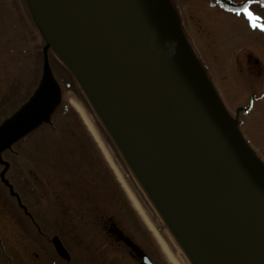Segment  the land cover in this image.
I'll return each instance as SVG.
<instances>
[{
	"label": "rangeland",
	"instance_id": "374dc122",
	"mask_svg": "<svg viewBox=\"0 0 264 264\" xmlns=\"http://www.w3.org/2000/svg\"><path fill=\"white\" fill-rule=\"evenodd\" d=\"M159 4L169 33L191 54L264 182V30L228 11L249 4L264 24V0H159ZM32 42L9 0H0L4 248L26 255L29 264H53L48 240L55 236L78 264H106L105 257L96 254V246L102 244L96 228L110 217L155 264H193L186 250L210 264L155 202L127 141L122 142L93 111L53 47L45 42L41 56ZM72 103L82 108L86 121ZM109 259L110 264H126L121 257Z\"/></svg>",
	"mask_w": 264,
	"mask_h": 264
},
{
	"label": "water",
	"instance_id": "95a60500",
	"mask_svg": "<svg viewBox=\"0 0 264 264\" xmlns=\"http://www.w3.org/2000/svg\"><path fill=\"white\" fill-rule=\"evenodd\" d=\"M24 3L44 41L65 63L105 78L245 262L264 264V182L192 56L200 83L183 56L185 48L171 39L151 1L91 0L99 34L94 54L62 33L50 0ZM91 89L89 95L99 98ZM52 245L60 257H67L58 238ZM142 263L152 264L147 257Z\"/></svg>",
	"mask_w": 264,
	"mask_h": 264
},
{
	"label": "bare ground",
	"instance_id": "6f19581e",
	"mask_svg": "<svg viewBox=\"0 0 264 264\" xmlns=\"http://www.w3.org/2000/svg\"><path fill=\"white\" fill-rule=\"evenodd\" d=\"M50 1L58 17L62 33L79 48L94 54V44L98 45L99 34L94 24L95 18L89 0ZM150 1L160 23L169 32L170 26L167 17L162 14L159 0ZM170 37L172 39L171 33ZM184 50L186 53H183V56L200 83V74L193 62L191 63V55L186 49ZM60 60L77 79L93 111L103 118L112 132H116L122 137V142L123 140L127 141V144L129 142L127 148L133 152L135 164L143 178L154 191L160 194L169 215L176 221L186 238L198 246L208 263L247 264L237 249L229 242L227 235L223 234L221 226L211 212L140 127L129 120L131 115L105 78L92 74L93 70L81 72V70L65 63L61 58ZM91 88L99 93V98L89 95L92 91ZM72 106L86 121L82 108L77 103H72ZM158 243L162 244V242ZM164 249L167 252V249ZM167 253L173 262L170 253Z\"/></svg>",
	"mask_w": 264,
	"mask_h": 264
},
{
	"label": "flooded vegetation",
	"instance_id": "af4514ba",
	"mask_svg": "<svg viewBox=\"0 0 264 264\" xmlns=\"http://www.w3.org/2000/svg\"><path fill=\"white\" fill-rule=\"evenodd\" d=\"M145 182L147 186L153 191V197L155 202L160 207L161 206L163 207L164 204L160 198V194L154 191L146 180ZM96 229H98V232L102 234V237L100 238L102 244L101 246H96L97 249L96 254H102L105 257L103 261L107 262L106 264H110L109 262L110 257H115L118 259L121 257V259H123L126 262V264H143L142 257H147V255L143 253V250L139 246L138 242H136V239L126 234L125 231L121 227L117 226L110 217L101 220V223L97 226ZM54 237L55 236H52L48 240V243L50 244V248L52 250V256L54 257L53 264H78L74 258L75 255L70 252V250L66 247L65 244L62 243L61 240H59V238L58 240L61 243L64 251L66 252L67 257L62 258L55 252V249L52 245V239ZM127 241H130V244H127ZM103 250L105 252H103ZM186 251L189 254L188 250ZM119 255L120 257H117ZM189 257H191L190 254ZM26 258L27 257L24 254H18V253L15 254L14 251L11 249L8 251L6 248H4V246L0 242V264H20V262L22 264H29ZM147 259L152 264H155L151 260V258L147 257ZM41 264H48V263H46V261L45 262L43 261Z\"/></svg>",
	"mask_w": 264,
	"mask_h": 264
},
{
	"label": "trees",
	"instance_id": "16d2710c",
	"mask_svg": "<svg viewBox=\"0 0 264 264\" xmlns=\"http://www.w3.org/2000/svg\"><path fill=\"white\" fill-rule=\"evenodd\" d=\"M9 3L16 10L17 16H19L23 20L26 30L30 32L31 38H33V42H32L33 48H36L38 54L42 56L41 52H42L43 44H45V41L41 36V34L39 33V31L37 30V28L35 27V25L33 24L30 15L28 13V10L26 8V5L24 3V0H9ZM188 252L191 256V260L193 261V264H203L201 260L192 252V250Z\"/></svg>",
	"mask_w": 264,
	"mask_h": 264
},
{
	"label": "snow or ice",
	"instance_id": "6c2138e0",
	"mask_svg": "<svg viewBox=\"0 0 264 264\" xmlns=\"http://www.w3.org/2000/svg\"><path fill=\"white\" fill-rule=\"evenodd\" d=\"M217 3H219V0H217ZM249 3H251V0H249ZM228 11L235 12L236 15H244L247 17V19L251 22V25L253 28H261V30H264V24L261 23V18L259 16L254 15L250 9L249 4H244L242 7L239 8H229Z\"/></svg>",
	"mask_w": 264,
	"mask_h": 264
}]
</instances>
